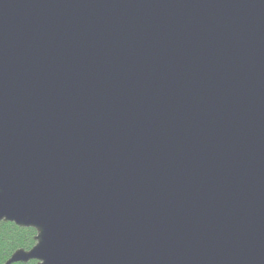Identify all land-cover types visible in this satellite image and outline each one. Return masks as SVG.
Wrapping results in <instances>:
<instances>
[{
  "label": "water",
  "instance_id": "95a60500",
  "mask_svg": "<svg viewBox=\"0 0 264 264\" xmlns=\"http://www.w3.org/2000/svg\"><path fill=\"white\" fill-rule=\"evenodd\" d=\"M3 264H264V0H0Z\"/></svg>",
  "mask_w": 264,
  "mask_h": 264
},
{
  "label": "trees",
  "instance_id": "16d2710c",
  "mask_svg": "<svg viewBox=\"0 0 264 264\" xmlns=\"http://www.w3.org/2000/svg\"><path fill=\"white\" fill-rule=\"evenodd\" d=\"M36 232L32 228H20L13 223H0V264H3L11 254L19 248L28 250L34 244ZM15 264H36L31 260L27 263Z\"/></svg>",
  "mask_w": 264,
  "mask_h": 264
}]
</instances>
